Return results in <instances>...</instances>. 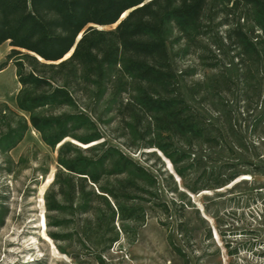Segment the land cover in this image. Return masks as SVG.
Masks as SVG:
<instances>
[{
    "label": "trees",
    "instance_id": "trees-1",
    "mask_svg": "<svg viewBox=\"0 0 264 264\" xmlns=\"http://www.w3.org/2000/svg\"><path fill=\"white\" fill-rule=\"evenodd\" d=\"M6 43L0 72L12 65L19 90L15 109L0 104V173L28 162L14 163L9 153L29 130L56 150L43 201L46 235L59 253L75 246L106 264L121 234L134 240L144 204L169 217L160 198L166 180L193 207L177 182L196 195L241 176L237 165L220 162L246 151L226 98L236 88L246 113L256 99L262 111L253 126L264 122V0H0V46ZM173 48L180 59L206 52L214 73L187 86ZM196 98L214 106L215 121L193 107ZM106 138L129 152L155 150L147 157L160 163L158 152L173 175L159 183ZM210 160L220 163L207 167ZM245 164L264 176V166ZM6 215L0 202V226ZM184 230L179 222L188 247ZM167 243L187 263L170 234Z\"/></svg>",
    "mask_w": 264,
    "mask_h": 264
},
{
    "label": "rangeland",
    "instance_id": "rangeland-1",
    "mask_svg": "<svg viewBox=\"0 0 264 264\" xmlns=\"http://www.w3.org/2000/svg\"><path fill=\"white\" fill-rule=\"evenodd\" d=\"M9 51L7 43L0 46V64ZM175 51L177 48L170 49L173 66L184 75L183 82L187 86L204 82L214 73L207 67L211 60L206 59L209 55L206 52L180 59L174 56ZM18 90L14 67L9 64L0 72V104L15 109ZM237 95L238 90L233 88L232 94L226 98L229 103L226 109L235 128L245 138L246 151L241 154L234 150L220 162L237 165L241 176L222 189L205 190L196 195L188 193L177 182L193 207L187 206V199H179L173 194L172 184L166 180L164 188L160 185V198L170 208L169 217L144 204L145 221L134 240H131L132 236L121 234L118 243L104 255L106 264H264V176L253 175L245 164L264 166V122L253 126L258 123L262 108L255 105L256 99L252 98L246 113ZM192 104L207 119H217L211 104L201 102L200 98ZM106 140L152 173L159 183L169 174L170 165L165 159L160 157L159 163L147 157V153L155 150L129 152L118 140ZM9 155L14 163L21 156H26L28 162L13 167L9 175L0 173V202L7 210L0 226V264H97L75 246L69 248L68 255L59 253L52 241L47 242L41 236L42 231L46 233L45 223L39 228L41 216L45 215L41 199L49 186L45 185L47 179L56 171V150L45 146L39 135L29 130ZM219 163L210 160L207 167ZM45 170L47 174L43 175ZM179 222L186 227L188 247L183 245V235L177 232ZM208 231L210 240L207 239ZM168 234L186 254L187 263L169 248Z\"/></svg>",
    "mask_w": 264,
    "mask_h": 264
},
{
    "label": "bare ground",
    "instance_id": "bare-ground-1",
    "mask_svg": "<svg viewBox=\"0 0 264 264\" xmlns=\"http://www.w3.org/2000/svg\"><path fill=\"white\" fill-rule=\"evenodd\" d=\"M125 15H126V13L123 14L122 17H124ZM81 146H82V147H87V146H83V145H81ZM52 179H53V174H51V175L49 176V178L47 179L45 185H46V186H47V185H50V183L52 182ZM41 195H43V190H41ZM41 203H42V205L44 206V201H43V199H41ZM44 223H45V215L42 214V216H41V221H40V224H39V228L44 227ZM45 227H46V226H45ZM41 236H42V238H43L45 241H47V242H51V240L49 239V237H47V235H46V233H45L44 231L41 232Z\"/></svg>",
    "mask_w": 264,
    "mask_h": 264
},
{
    "label": "water",
    "instance_id": "water-1",
    "mask_svg": "<svg viewBox=\"0 0 264 264\" xmlns=\"http://www.w3.org/2000/svg\"><path fill=\"white\" fill-rule=\"evenodd\" d=\"M126 14H127V13H126ZM125 16H126V15H125ZM125 16H124V17H125ZM124 17H121V19L124 18ZM79 38H80V36L77 38V41L79 40ZM59 146H60V145H59ZM59 146H58V147H59ZM58 147H57V148H58ZM57 148H56V149H57ZM158 156L161 157L160 155H158ZM169 165H170V164H169ZM170 166H171V165H170ZM168 170H169V169H168ZM169 173H170L171 175H173V173H171L170 170H169ZM176 182H177V181H176Z\"/></svg>",
    "mask_w": 264,
    "mask_h": 264
}]
</instances>
